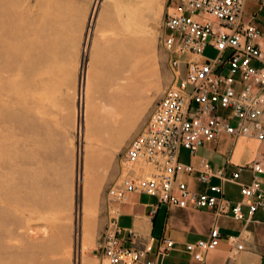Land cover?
<instances>
[{
    "label": "rangeland",
    "instance_id": "1",
    "mask_svg": "<svg viewBox=\"0 0 264 264\" xmlns=\"http://www.w3.org/2000/svg\"><path fill=\"white\" fill-rule=\"evenodd\" d=\"M179 1L0 0V264H99L106 192L173 82Z\"/></svg>",
    "mask_w": 264,
    "mask_h": 264
},
{
    "label": "built area",
    "instance_id": "2",
    "mask_svg": "<svg viewBox=\"0 0 264 264\" xmlns=\"http://www.w3.org/2000/svg\"><path fill=\"white\" fill-rule=\"evenodd\" d=\"M250 3L264 7V0H180L167 12L161 47L173 82L126 147L119 179L106 192L99 264H162L175 249L173 239L152 236L136 247V232L120 226L122 206L134 194L156 200L153 215L166 207L213 216L207 236L185 244L192 264H206L224 240L235 256L251 250L254 236L247 228L224 237L219 221L259 222L256 215L264 214V153L230 174V159L218 168L206 158L197 164L181 160L182 151L199 158L200 149L214 147L225 135L264 143V49L257 14H247ZM207 49L216 56H205ZM246 170L251 178L243 183ZM194 173L204 190L193 189L186 180ZM230 184L239 187V200L228 196Z\"/></svg>",
    "mask_w": 264,
    "mask_h": 264
},
{
    "label": "crops",
    "instance_id": "3",
    "mask_svg": "<svg viewBox=\"0 0 264 264\" xmlns=\"http://www.w3.org/2000/svg\"><path fill=\"white\" fill-rule=\"evenodd\" d=\"M250 4L254 7L251 13L257 14V23L262 35L260 44L264 49V7L256 3ZM258 153H264V143L246 138L236 140L233 136L225 135L214 147L205 145L200 149L199 158L192 159L187 151H182L181 160L184 163L197 164L200 158H206L214 168H218L224 166L230 159L231 165L228 169V174H230L238 165L251 163ZM250 178L251 174L246 170L242 173L240 181L248 183ZM186 180L193 189L201 187L204 190V186L197 181L196 173L186 177ZM229 186L239 194L238 186L231 184ZM228 196L232 200L240 198ZM155 203V199L146 195H131L129 202L122 206L120 226L136 232L139 237L136 247H141V243L151 236L173 239L176 243L175 249L163 260L162 264H192L190 255L185 251V244L205 238L213 225V216L207 212L167 209L166 207H159L153 215L151 206ZM244 211L247 212L246 209ZM255 218L259 222L251 224L236 222L230 218L221 219L219 226L224 237L236 235L247 228L254 236V241L248 244L251 250L235 256L224 240L219 249L209 253L206 264H264V214L258 213Z\"/></svg>",
    "mask_w": 264,
    "mask_h": 264
}]
</instances>
